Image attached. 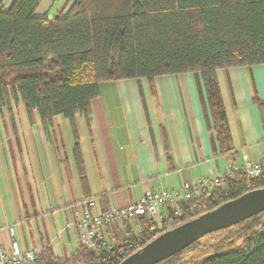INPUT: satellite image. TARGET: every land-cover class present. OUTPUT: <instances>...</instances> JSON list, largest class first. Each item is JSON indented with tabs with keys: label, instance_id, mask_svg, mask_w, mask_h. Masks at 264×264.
Instances as JSON below:
<instances>
[{
	"label": "crops",
	"instance_id": "crops-1",
	"mask_svg": "<svg viewBox=\"0 0 264 264\" xmlns=\"http://www.w3.org/2000/svg\"><path fill=\"white\" fill-rule=\"evenodd\" d=\"M0 1L5 8L13 2ZM72 2L41 0L37 13L64 14ZM110 83L113 89H102ZM217 83L218 109L197 72L103 82L89 118L78 112L74 123L57 115L45 125L36 111L32 121L24 104L0 109L11 114L0 122V245L70 257L82 246L79 221L89 196L100 211L124 208L147 190H181L241 169L246 157L264 159V64L218 69ZM139 223L104 224V241L122 242Z\"/></svg>",
	"mask_w": 264,
	"mask_h": 264
},
{
	"label": "trees",
	"instance_id": "trees-1",
	"mask_svg": "<svg viewBox=\"0 0 264 264\" xmlns=\"http://www.w3.org/2000/svg\"><path fill=\"white\" fill-rule=\"evenodd\" d=\"M40 1L13 0L8 8L0 1V109L22 102L30 119L36 111L45 125L57 115L73 123L78 112L89 118L103 82L185 72L201 74L218 109V69L264 64V0H73L54 16L37 13ZM74 156L87 189L79 142ZM261 187L264 178L236 171L224 185L202 190L166 230ZM141 223L144 230L99 251L82 245L59 258L46 248L37 264H119L139 249L137 240L144 246L159 235ZM220 232L216 243L202 242ZM157 264H264V211Z\"/></svg>",
	"mask_w": 264,
	"mask_h": 264
},
{
	"label": "built area",
	"instance_id": "built-area-1",
	"mask_svg": "<svg viewBox=\"0 0 264 264\" xmlns=\"http://www.w3.org/2000/svg\"><path fill=\"white\" fill-rule=\"evenodd\" d=\"M236 171H241L248 179L264 178V159L250 161L247 159L239 170H232L220 177L202 179L200 181L186 182L181 190L163 188L160 191L147 190L135 203L122 207H113L109 210L97 209L96 197L89 196L83 201L84 214L79 221L82 245L93 250H101L105 245L102 235V226L114 220L128 221L132 217H139L147 221L149 232L158 234L166 230V226L173 223L174 217H179L186 207L194 208L192 202L202 190H212L224 185L227 177H233ZM142 223L138 224V231L144 230ZM135 247L141 248L142 239L135 242ZM45 249L23 250L17 244L11 251L0 245V264H37Z\"/></svg>",
	"mask_w": 264,
	"mask_h": 264
},
{
	"label": "water",
	"instance_id": "water-1",
	"mask_svg": "<svg viewBox=\"0 0 264 264\" xmlns=\"http://www.w3.org/2000/svg\"><path fill=\"white\" fill-rule=\"evenodd\" d=\"M264 211V187L251 190L217 208L165 230L119 264H157L205 235L238 224ZM211 253L208 257L215 256Z\"/></svg>",
	"mask_w": 264,
	"mask_h": 264
},
{
	"label": "rangeland",
	"instance_id": "rangeland-1",
	"mask_svg": "<svg viewBox=\"0 0 264 264\" xmlns=\"http://www.w3.org/2000/svg\"><path fill=\"white\" fill-rule=\"evenodd\" d=\"M42 11L43 10H41V12ZM41 12L39 14H41ZM104 83H106V82H104ZM107 83H108V81H107ZM103 85L104 84H102V89H105V90H106V88H109L111 90V89H113V86H114L113 84H111L110 87H106L105 86V85H109V84H105L104 86ZM22 105H23L22 102H18V103H13L12 104V106H19V107L22 106ZM6 110L7 109H5V112H4V110L3 111L0 110V122H4L5 120H10L11 114L8 112V110L7 111ZM16 113H17L16 116H20V113H18V110H17ZM5 117H6V119H5ZM223 235H225V234L222 233V232L217 233V234H213V235H210V236H207V237L203 238L202 239V242L203 243H206V244L216 243L217 241H219L223 237ZM194 254L195 253H191L189 255L190 256H193Z\"/></svg>",
	"mask_w": 264,
	"mask_h": 264
}]
</instances>
